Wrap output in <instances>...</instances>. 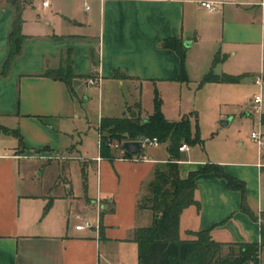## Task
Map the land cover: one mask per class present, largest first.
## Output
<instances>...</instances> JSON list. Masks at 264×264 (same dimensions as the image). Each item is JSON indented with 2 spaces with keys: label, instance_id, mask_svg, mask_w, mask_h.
<instances>
[{
  "label": "crops",
  "instance_id": "obj_1",
  "mask_svg": "<svg viewBox=\"0 0 264 264\" xmlns=\"http://www.w3.org/2000/svg\"><path fill=\"white\" fill-rule=\"evenodd\" d=\"M200 1L212 3L214 9L200 6ZM45 11H50L44 13L49 29L39 27V21V33L22 28L29 41L39 44V51L22 48L7 75H0V264H138L134 231L152 222L151 210L139 206L157 164L168 159L166 145L154 147H163L165 157L146 155L143 149L141 155L123 157L122 150L112 148V158H104L99 155L98 132L97 153L80 160L82 171L86 169L82 188L71 179L51 185L23 181V158L59 156L72 149L54 130V122L64 114V85L42 73L58 68L69 54L77 75L100 78V84L92 87L121 93L116 97L118 111L111 107L102 118L146 119L153 109L143 110L142 89L178 84V54L161 44L167 38L181 39L188 49L197 45L205 50L198 66L203 73L211 69L216 54L222 58V67L215 66L218 72L244 73L236 83L250 81L256 87L255 92L261 94V112L254 114L248 105L252 100L245 99L239 104L245 110L242 117L252 116L264 130V0H49ZM12 16V8L0 0V69ZM85 78L75 79L84 97L86 88H91ZM256 79L263 84H256ZM182 115L166 118L176 121ZM226 115L219 113L221 125L230 123ZM38 117H43V122ZM14 131L21 135L22 144L17 136L8 144L6 136ZM192 151L194 146H190L191 156ZM188 153L180 152L181 178L207 163L219 164L244 181L246 202L260 216L264 211L262 152L258 150L255 161H231L224 158L225 153L213 160L191 158ZM76 158L68 154L65 159ZM37 169L40 166L35 170L41 175ZM195 182L198 205L182 210L180 239H192L194 232L209 230L210 237L223 244L260 242V222L240 209V191L228 189L226 181L212 172L198 174ZM48 201L49 208L44 211ZM83 219L94 226L75 229ZM259 261L264 264V247Z\"/></svg>",
  "mask_w": 264,
  "mask_h": 264
},
{
  "label": "rangeland",
  "instance_id": "obj_2",
  "mask_svg": "<svg viewBox=\"0 0 264 264\" xmlns=\"http://www.w3.org/2000/svg\"><path fill=\"white\" fill-rule=\"evenodd\" d=\"M31 1L34 3L33 7L27 8L21 14L24 21L21 32L24 35L27 34L24 30L31 34L39 33L36 32L39 25L36 24L37 21H39V27H42L43 30L50 27L45 24L44 13L48 14L51 9H49L50 11L43 12L41 0ZM22 28L24 29L23 31ZM28 41L27 38L24 40L22 48L29 49L30 51L31 49L39 51V44ZM204 52L205 50L197 45L185 49L186 78L178 80V84L168 83L160 85L157 88L153 86L144 87L141 91L143 110L151 112L154 98L157 95L161 101V111L162 113L164 112L165 118L176 119L178 113L189 116L191 135L194 137L197 134L201 141L192 145L194 146L192 156L190 151L188 153L191 158L213 160L220 158L225 153L226 157L224 158L231 161H255L259 157L258 148L256 143L250 138V133L252 130L257 131L260 128L253 122L252 116L246 119L242 117L245 110H241L239 104L245 99L252 100L253 96L257 94L255 92L257 89L250 81L244 82L241 85L235 82H217L226 83L220 85L206 84L207 82L200 84L203 75L210 71H204L205 73H203L202 69H198V66L203 63ZM213 58L211 61L212 72L216 75H222L223 73L218 72L215 67L217 65L218 68H221L222 65L219 63L222 61L213 64ZM187 66L188 68L190 66L189 70L186 68ZM243 74L241 73V75ZM75 81L73 82L72 89H68L63 83L65 88L62 96L64 114L61 120L54 122V130L60 132L61 142L63 144L67 143V146L72 149L68 152L63 151L64 153H60L59 156L36 154L35 156L38 158H23L21 160V177L23 181L29 184L40 185L44 183L51 185L57 181L69 183L71 179L72 183L77 185L78 188H82L85 184L86 169L82 171L83 164L81 161H86L97 153L99 124L102 117L106 116L107 111L111 107H113L112 110L118 111L119 101L116 97H121V93L118 94L107 87H105L104 91H99L97 87L91 86L89 89L86 88L87 92H85L84 95L86 96L84 97L82 96V88ZM85 81L86 78L84 83ZM248 105L252 107V101L248 102ZM219 113L227 114L226 116L231 118L227 126L221 125L222 118L219 117ZM2 121L9 122L8 119H2ZM260 130L264 133V130ZM15 136L14 132L11 136H6L8 144ZM163 144L159 143L161 146ZM142 152L154 157H165L163 147L154 148L147 146ZM158 152L159 155H157ZM261 152L264 155V150ZM68 154L76 156L78 159L66 160L65 158ZM68 163L69 167H67ZM36 166H40V169L37 170L42 171L41 175L35 170ZM69 174L70 178L68 179ZM261 183L263 188L262 200L264 201V174ZM142 204H145V201ZM147 204L150 205L149 202ZM227 249V247H223L222 255L227 254Z\"/></svg>",
  "mask_w": 264,
  "mask_h": 264
},
{
  "label": "trees",
  "instance_id": "obj_3",
  "mask_svg": "<svg viewBox=\"0 0 264 264\" xmlns=\"http://www.w3.org/2000/svg\"><path fill=\"white\" fill-rule=\"evenodd\" d=\"M12 8L13 16L7 35V49L0 69V75H7L14 59L22 52L26 35L22 34V11L32 4L31 0H5ZM162 47L173 49L180 59V73L178 80L186 78L185 49L187 46L181 39L167 38L162 42ZM222 58L215 55L213 64ZM43 76L59 80L68 89L73 88L76 78L89 77L77 75L72 66L69 54L65 62L58 68L46 69ZM242 75L222 74L216 75L212 69L201 78L200 84L206 82H239ZM138 107V105L136 106ZM43 122V117H38ZM46 123V121H44ZM189 116L184 115L179 120H167L161 111V101L157 95L153 101V112L146 119L139 116L102 118L99 124V155L112 158L113 143H118L122 150V143L126 140H137L140 136L156 138L159 143H164L168 159L158 163L152 180L147 185V195L139 207L148 208L152 212V222L147 227H140L134 231L133 240L137 244L138 264H259V253L264 247V211L256 216L246 202L244 181L229 175L219 164L207 163L192 170L185 178L179 175L180 151L182 142L189 145L200 143L197 134L191 135ZM14 134L22 144V137L17 132ZM118 149V148H115ZM138 155V154H137ZM141 155V153H139ZM128 156L123 151V157ZM132 156V155H129ZM212 172L217 177L226 181L230 190L241 193L240 209L249 217L260 222V242H244L223 244L210 237L209 230L194 232L192 239L179 238V217L184 208L196 204L194 191L196 189L195 177L200 173ZM145 204H142L144 203ZM150 203L148 205L147 203ZM50 201L44 211L49 208ZM223 247H227V254L222 255Z\"/></svg>",
  "mask_w": 264,
  "mask_h": 264
},
{
  "label": "built area",
  "instance_id": "obj_4",
  "mask_svg": "<svg viewBox=\"0 0 264 264\" xmlns=\"http://www.w3.org/2000/svg\"><path fill=\"white\" fill-rule=\"evenodd\" d=\"M199 4L200 6L205 7L209 10L214 9V6L210 2L200 1ZM48 6H49V0H41V7L43 9ZM100 81H101L100 78L92 75L86 78L85 84L87 87H91V86L99 85ZM255 83L261 86L263 84V81L261 79H256ZM252 104H253L252 105L253 113L256 115H260V112H261V94L260 93L253 96ZM250 138L254 141V143H256L258 150L261 153V151L264 150V133L260 129H258L257 131L252 130L250 133ZM147 146L157 147L159 146V142L156 140V138L150 139V138L145 137L142 143V149H144ZM111 147L119 149L118 143H113ZM178 150L183 153H188L190 151V147L185 142H182L179 145ZM122 151H124L123 143H122ZM93 226L94 224L89 219H83L81 223L75 225V229L81 230L83 228H91ZM117 264H121V263H117Z\"/></svg>",
  "mask_w": 264,
  "mask_h": 264
},
{
  "label": "water",
  "instance_id": "obj_5",
  "mask_svg": "<svg viewBox=\"0 0 264 264\" xmlns=\"http://www.w3.org/2000/svg\"><path fill=\"white\" fill-rule=\"evenodd\" d=\"M222 123L226 124L227 121H222ZM144 139H145L144 136H140L137 140H126V141H124L123 142L124 152L128 156L139 154L142 150V143H143ZM166 149H167V147H166Z\"/></svg>",
  "mask_w": 264,
  "mask_h": 264
}]
</instances>
